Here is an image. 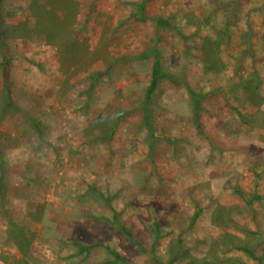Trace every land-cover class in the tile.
<instances>
[{"label":"rangeland","instance_id":"1","mask_svg":"<svg viewBox=\"0 0 264 264\" xmlns=\"http://www.w3.org/2000/svg\"><path fill=\"white\" fill-rule=\"evenodd\" d=\"M0 8V264H264V0Z\"/></svg>","mask_w":264,"mask_h":264},{"label":"trees","instance_id":"2","mask_svg":"<svg viewBox=\"0 0 264 264\" xmlns=\"http://www.w3.org/2000/svg\"><path fill=\"white\" fill-rule=\"evenodd\" d=\"M139 7L142 9L144 7V3L142 2L141 4H139ZM1 19H2V12H1V8H0V20ZM157 25H158V27H162L163 25H168V24L162 18H158L157 19ZM5 45L6 46L1 45L3 55H4L2 63H1L2 64V73H3V77L5 78V84H6L7 88H10L11 83L9 82V80H10L11 71H12V59H11L10 50H9L6 42H5ZM163 75L167 76L177 86H181V85L186 86V88L189 91V94L191 96L192 102H193L195 118H198L200 111L203 109L202 100L205 97V94L201 93L198 90H196L195 88H193L185 80H181L179 77H177L173 74L163 73L162 69L158 63L155 64V67L152 70V79H151V82H150L148 89L146 91V103L148 104L150 102L151 97L156 92L158 85L160 83L161 77ZM34 124L37 127V130L39 131V133H41L42 126H41L40 122H38L37 120H34ZM0 153L2 155L3 163H5L6 158H5L4 154L1 152V150H0ZM99 193L101 194V192H99ZM101 195H103V194H101ZM239 195L242 198L247 199L245 194L242 191L239 192ZM112 223L115 224L120 230L124 231L125 233H127L129 235L131 234L130 229L119 218L115 217L112 220ZM78 243L81 244V246L83 248L88 249V250L94 249L95 247H97L99 245V243H94V244H85V243H81V242H78ZM245 250L247 252H249L251 255L255 254L254 249L245 248ZM116 256H117V258L122 260V258L119 254L116 253Z\"/></svg>","mask_w":264,"mask_h":264}]
</instances>
